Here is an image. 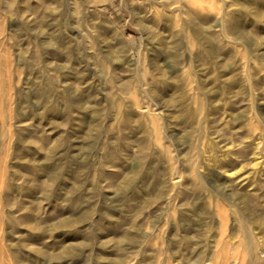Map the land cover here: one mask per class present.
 Segmentation results:
<instances>
[{"label":"rangeland","instance_id":"obj_1","mask_svg":"<svg viewBox=\"0 0 264 264\" xmlns=\"http://www.w3.org/2000/svg\"><path fill=\"white\" fill-rule=\"evenodd\" d=\"M230 15L238 38L220 35ZM96 47L131 80L108 89L130 116L131 138L146 132L140 150L121 138L124 123L91 66ZM163 79L172 90L152 99ZM262 130L264 0H0V264H191L208 251L196 241H216L219 210L239 249L229 264H264L247 252L264 234ZM237 190L261 193L259 207L247 196L235 205ZM187 224L197 238L185 246Z\"/></svg>","mask_w":264,"mask_h":264},{"label":"bare ground","instance_id":"obj_2","mask_svg":"<svg viewBox=\"0 0 264 264\" xmlns=\"http://www.w3.org/2000/svg\"><path fill=\"white\" fill-rule=\"evenodd\" d=\"M51 3H53V2H50V4ZM262 12H263V10H262ZM63 13V12H62ZM64 14V13H63ZM73 16H78V13H74L73 12ZM139 18L140 17H138L137 19L139 20ZM76 20H79V18H77ZM200 22V23H199ZM206 22H209V19L208 18H206V17H204V16H202V18H200L199 19V21H198V24L199 25H201V26H203V27H205L206 26ZM183 24H182V27H184V28H186V27H190L191 26V21H190V19L188 18V16H186L185 18H184V20H183V22H182ZM59 24H61V20H60V22H59ZM77 24H78V22H77ZM197 25V24H196ZM60 26V28H61V25H59ZM198 26V25H197ZM62 27H64V26H62ZM237 27H238V25H237V21H236V18H234L233 16H231L230 15V17L229 16H225L223 19H222V21H221V28H220V30H219V32H220V35H222V36H227V37H229L230 36V38L232 37L233 39L234 38H238L241 34H240V32L237 30ZM103 29V32H104V35H105V38H107V29H105V27L104 28H102ZM127 29H129V28H127ZM192 30V33L191 34H193L194 36L196 35V37L198 38V39H203L204 38V34L201 32V33H199V31H198V28L196 29H191ZM191 32V31H190ZM218 32V33H219ZM65 35V32H61V30H60V33H57V35H55L54 34V36H64ZM122 35H125L124 34V30L122 31ZM188 35V34H187ZM206 36H214V33L213 32H209V35H206ZM187 38H188V36H187ZM46 39V38H45ZM42 40L41 42H40V44H42V47H43V45H48L49 43H48V41H47V39L46 40ZM188 40V39H187ZM79 42V41H78ZM190 42V41H189ZM132 43L133 42H131L130 40H128V39H124L123 38V40H122V46H129V47H132ZM133 45H134V43H133ZM156 45L160 48V44L159 43H156ZM79 48H80V45L77 43L72 49L75 51V52H78V50H79ZM90 57H91V59H92V64H91V66H92V68H93V70H94V74H96V76H100L101 77V81H102V84H103V86H104V88L105 89H108V87H111L112 88V90H114V91H121V90H123L124 88H127V86L131 83V80H129V78H126L125 80H121V77L117 74V71H116V69H117V64H114V63H116L115 62V60L113 59V57H109V56H107L105 53H103V52H101L100 50H99V47H96L94 50H93V53L92 54H90ZM109 60H111V63H109ZM114 61V62H113ZM109 72H110V74H112L111 75V77H112V79H110L109 78ZM136 76H134V77H137V80H140L141 78H140V75H138V70H136ZM158 74H160L162 77H164V75H163V72H158ZM98 82H99V80H98ZM145 82V81H144ZM161 82V81H160ZM159 82V83H160ZM172 88H173V84H172V82H170L168 79H163L162 80V83L161 84H159V85H157V82L156 83H154V85L152 86V89H149L150 90V92H151V94H150V96L151 97H153L152 99H155L156 98V94L154 93L155 91L157 92H159V91H171L172 90ZM109 90V94H107V99H108V105H110L111 107L113 106L115 109H117L116 110V114H117V117H116V119H117V122H121L122 124L124 123V127H125V133H124V135H122L121 136V138L123 139V140H127L128 138L130 139V141H129V143L130 142H132L134 145H135V147H137L139 150H140V148H142V144H144V140L146 139V132H141L137 137H135V138H131V134H133L134 133V131L132 130V128H131V126H129V124H127L126 123V119H128V117H130V116H128V113H125L124 111H120L119 110V102L118 101H120V100H118V99H120V97L115 93V94H113V91H110V89H108ZM171 99L172 100H174V101H177L178 102V104H179V101H178V98L176 97V95L175 94H172V97H171ZM179 113H181L182 114V110H183V108H182V106L180 105L179 107ZM200 110H202V107H200ZM147 111H149V113H150V111L151 112H153V114L155 115V116H157V119H155V121L153 122L154 123V130H156V128H155V126H157L158 124H159V120L158 119H160V115H161V110H160V105H155V107L152 109V110H147ZM255 113V112H254ZM254 116V115H253ZM256 116V115H255ZM165 117V116H164ZM163 117V118H164ZM136 119H138V116L136 117ZM252 120V119H251ZM255 121V120H254ZM253 121V122H254ZM255 124V123H254ZM257 124V123H256ZM250 125H251V123H250ZM257 126V125H256ZM253 127H254V125H253ZM259 127V126H258ZM250 128V127H249ZM260 128V127H259ZM252 129V128H251ZM256 129V128H255ZM250 130V129H249ZM253 130V129H252ZM252 130H250V132H252ZM256 131H257V129H256ZM262 131H264V130H262ZM249 132V133H250ZM254 133V132H253ZM252 133V134H253ZM260 133V132H259ZM129 134V135H128ZM257 135V134H256ZM260 135V134H259ZM155 136H156V138L158 137V134L156 135L155 134ZM261 136H263V134L261 135ZM250 137V136H249ZM252 137V136H251ZM260 137V136H259ZM255 138V137H254ZM264 138V137H263ZM254 140V139H253ZM264 140V139H263ZM251 141V140H250ZM259 141H261V140H259ZM260 142H258V144H259ZM262 143V142H261ZM260 143V144H261ZM253 144V143H252ZM254 144H256V142L254 143ZM264 145V144H263ZM262 145V146H263ZM257 147V146H256ZM253 151H254V149H253ZM252 151V152H253ZM255 152V151H254ZM253 152V153H254ZM215 153V152H214ZM214 155V154H213ZM221 155V154H220ZM219 155V156H220ZM223 155V154H222ZM215 156H216V153H215ZM215 156H213L214 158H215ZM231 156V155H230ZM210 157H212V156H210ZM218 157V156H217ZM235 157H236V155H235ZM213 158V159H214ZM222 157H220L219 159H221ZM204 159V158H203ZM207 159H209V158H207ZM211 159V158H210ZM227 159V158H226ZM243 159V158H242ZM244 159H246V158H244ZM222 160V159H221ZM232 160V159H231ZM238 160V159H237ZM236 160V161H237ZM213 161V160H212ZM218 161H220V160H218ZM228 161V160H227ZM208 162V161H207ZM217 163V162H216ZM220 164H221V162H220ZM222 165V164H221ZM234 165H235V163H234ZM206 166H207V164H206ZM193 167V166H192ZM208 167V166H207ZM202 169V168H201ZM197 170H200V169H197ZM208 170H210V169H208ZM188 171H189V169H188ZM214 171V170H213ZM199 172V171H198ZM210 172V171H209ZM189 173V172H188ZM200 173H202L201 171H200ZM217 173V172H216ZM208 173H206V175H207ZM211 174H213V173H211ZM194 175V174H193ZM209 175V174H208ZM207 175V176H208ZM206 176V177H207ZM176 177V176H175ZM174 177V178H175ZM201 177H202V175H201ZM257 177V176H256ZM200 180H203V179H201V178H199ZM207 179V178H206ZM230 179V178H229ZM254 179H255V177H254ZM260 179V178H259ZM264 179V178H263ZM257 180V179H256ZM173 181V185H176V184H178V182H180L179 181V179L178 180H176V179H174V180H172ZM183 180H181V182H182ZM204 181V180H203ZM253 181V180H252ZM261 181H262V179H261ZM261 181L260 182H258V183H261ZM180 182V183H181ZM184 182V181H183ZM206 182V181H205ZM255 182V181H254ZM185 183V182H184ZM207 183V182H206ZM229 183V182H228ZM256 183V182H255ZM254 183V184H255ZM263 183V182H262ZM205 184V183H204ZM251 184V183H250ZM179 185V184H178ZM207 185H208V183H207ZM209 185H212V184H210L209 183ZM229 185H231V184H229ZM228 185V186H229ZM234 185V184H233ZM232 185V186H233ZM258 185V184H257ZM260 185V184H259ZM258 185V186H259ZM180 186V185H179ZM257 186V187H258ZM174 187V186H173ZM205 187V186H204ZM230 187V186H229ZM235 187V186H234ZM242 187V186H241ZM256 187V186H255ZM261 187V186H260ZM259 187V188H260ZM208 188V187H207ZM215 188V187H214ZM232 188V187H231ZM262 188L263 187H261V190H262ZM210 189V188H209ZM224 189H226L225 187H223V188H216L215 189V193H219V195L221 194V191L222 190H224ZM237 189H239V188H237ZM173 190V189H172ZM206 190V189H205ZM204 190V191H205ZM214 190V189H213ZM249 190V189H248ZM247 190V191H248ZM187 191V190H186ZM185 191V198H187V192ZM238 191V190H237ZM241 191H243V192H241ZM257 191V190H256ZM260 191V190H259ZM239 192V194H235V195H232L231 196V200L233 201V203H235V205H236V203L239 201L240 203L241 202H246V201H243V199H244V197L246 198V196L249 198V200H253V204L252 205H255V206H258V204H260V203H256V199L257 198H259L260 196V194L259 195H257L256 193H251V192H246V191H244V190H240V191H238ZM254 192V191H253ZM190 193V192H189ZM174 194H176V192L174 191ZM178 194V193H177ZM205 194V193H204ZM209 194H210V192H209ZM223 194V193H222ZM234 194V193H233ZM243 194H246L245 196H243ZM212 195H214V193L212 194ZM216 195V194H215ZM207 196H209V195H207ZM263 196H264V194H263ZM210 197V196H209ZM215 197H217V196H215ZM214 197V199H215V201L217 202H219V200H216V198ZM219 197H221V196H219ZM219 199V198H218ZM224 199V198H223ZM228 199V198H227ZM263 199V198H262ZM261 199V200H262ZM229 200V199H228ZM248 200V199H247ZM258 201V200H257ZM214 202V201H213ZM222 202V201H221ZM225 202V201H224ZM263 202H264V200H263ZM211 203V202H210ZM227 203V202H226ZM251 203V202H250ZM218 204H220V203H218ZM222 204V203H221ZM220 204V205H221ZM220 205H218L219 206V208H220ZM225 205V204H224ZM228 205H230V204H228ZM234 205V206H235ZM240 205V204H239ZM241 205H242V203H241ZM262 205V204H261ZM222 207H223V205H221ZM245 206V205H244ZM249 206V205H248ZM229 207V206H228ZM231 208L233 207V206H230ZM238 207V206H237ZM239 207H241V206H239ZM259 207V206H258ZM212 208V207H211ZM247 208V207H246ZM246 208H239V211H237L238 213L240 212V211H242V214H243V211H244V209H246ZM251 208H253V207H251ZM213 209H214V207H213ZM217 209V208H216ZM226 209V208H225ZM229 209V208H228ZM228 209H226V210H228ZM250 209V208H249ZM225 210V211H226ZM251 210V209H250ZM254 210V209H253ZM257 210V209H256ZM263 210V209H262ZM222 211V210H221ZM221 211L219 210L218 212H217V214H219V217H220V223L218 224L219 226V231H218V236L215 238L216 239V241H210V239H206V240H204V241H196L197 243H200L201 244V248H202V250L205 248V249H208V251L206 252H197L196 253V255H195V257H193V259H191V264H194V263H196V262H199L200 261V259H205V258H207V259H209V260H214L215 262H217V264L219 263V264H229V262L231 261V260H236L235 258V256H236V253H237V250H239V249H236V242L235 241H232L231 240V237H229L228 235H227V233L225 232L226 230H225V219L223 218V219H221V217H226L225 215H223V216H221ZM220 212V213H219ZM223 212V211H222ZM227 212H229V211H227ZM248 212V211H247ZM251 212V211H250ZM256 212V211H255ZM232 213V212H231ZM230 213V214H231ZM216 214V213H215ZM225 214V213H224ZM240 214H241V212H240ZM241 214V215H242ZM192 215V214H191ZM244 215V214H243ZM242 215V216H243ZM246 215V214H245ZM197 216H200V215H197ZM196 217V216H195ZM264 217V216H263ZM230 218V217H229ZM259 218V217H258ZM258 218H253L252 219V223H248V224H253L252 225V227L255 225V224H257V220H258ZM191 219V218H190ZM215 219V218H214ZM231 219H233L232 217H231ZM241 219V218H240ZM238 220V219H237ZM244 220V219H243ZM192 221H193V219H192ZM234 221H236V220H234ZM242 221V220H241ZM246 221V220H245ZM195 222V221H194ZM215 222H218V221H215ZM230 222V221H229ZM238 222V221H237ZM259 222V221H258ZM232 223H234V222H232ZM217 224V223H216ZM235 224V223H234ZM186 227L185 228H183L182 230H184V235L181 237V241L183 242V244L185 245V246H188V244H191V243H194L195 242V240H193V238L195 237H193V235H191V234H188L187 233V231H189L188 229H192V231L195 229V228H193L192 227V225H185ZM195 226V225H194ZM232 226V225H231ZM242 230H244L245 232H246V229H245V224H244V221H242V222H240V224L238 225ZM262 226V225H261ZM215 227V226H214ZM197 228V227H196ZM256 228V227H255ZM215 229V228H214ZM234 229V228H233ZM199 230V229H198ZM201 230V229H200ZM199 230V231H200ZM242 230H240V231H242ZM210 231V230H209ZM232 231V230H231ZM235 231V230H234ZM248 231V230H247ZM262 231V230H261ZM215 232V231H214ZM236 232V231H235ZM234 232V233H235ZM243 232V231H242ZM250 231H248V233H249ZM263 232V231H262ZM262 232H260L259 231V233H262ZM191 233V232H190ZM193 233H195L194 231H193ZM203 233H206V232H202L201 234H203ZM209 233V232H208ZM229 233H230V231H229ZM232 233V235L234 234L233 232H231ZM200 234V235H201ZM191 235V236H190ZM211 235H213V234H211ZM249 235V234H248ZM257 235V234H256ZM199 237V236H198ZM201 237V236H200ZM195 238H197V237H195ZM203 238V237H202ZM249 244H248V253H249V258H248V260H250V261H254V260H264V234L262 235V236H251L249 239ZM214 243V244H213ZM247 243V242H246ZM239 244V243H238ZM194 246V245H193ZM212 246H214V248H212ZM239 247H240V245H239ZM193 249V248H192ZM191 249V250H192ZM186 251V250H185ZM198 251V250H197ZM187 252V251H186ZM239 252V251H238ZM243 253V252H242ZM190 255V254H189ZM240 255H241V253H240ZM238 256V255H237ZM190 257V256H189ZM188 258V257H187ZM191 258V257H190ZM189 258V259H190ZM246 258V257H245ZM237 259H239V258H237ZM248 260H246V262L248 261ZM190 261V260H189ZM237 261V260H236ZM243 261V260H242ZM245 261V260H244ZM213 264H215V263H213ZM231 264V263H230ZM239 264H241V263H239ZM246 264V263H245ZM250 264V263H249ZM253 264V263H252ZM257 264H260V263H257Z\"/></svg>","mask_w":264,"mask_h":264}]
</instances>
